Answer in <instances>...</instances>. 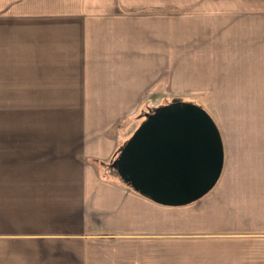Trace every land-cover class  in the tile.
<instances>
[{"label":"crops","instance_id":"crops-1","mask_svg":"<svg viewBox=\"0 0 264 264\" xmlns=\"http://www.w3.org/2000/svg\"><path fill=\"white\" fill-rule=\"evenodd\" d=\"M0 73L20 101L74 105L0 132V264H264V0H0ZM172 94L210 104L223 146L179 206L110 168Z\"/></svg>","mask_w":264,"mask_h":264},{"label":"water","instance_id":"water-1","mask_svg":"<svg viewBox=\"0 0 264 264\" xmlns=\"http://www.w3.org/2000/svg\"><path fill=\"white\" fill-rule=\"evenodd\" d=\"M222 167L223 146L215 122L204 109L185 102L145 114L110 164L133 191L169 206L206 195Z\"/></svg>","mask_w":264,"mask_h":264},{"label":"rangeland","instance_id":"rangeland-1","mask_svg":"<svg viewBox=\"0 0 264 264\" xmlns=\"http://www.w3.org/2000/svg\"><path fill=\"white\" fill-rule=\"evenodd\" d=\"M3 82V79L0 78V132H3L6 128L18 129L61 124L63 121H66L65 116H67L70 108L74 106L73 104L20 101L21 96H19V93L15 92V89L12 87L2 86ZM163 101L148 103L147 105L151 108V111L161 106L175 102L189 103L202 109L204 106L208 108L210 106V104L200 103L197 102V100L180 98L174 94H172L171 99L167 100L166 102ZM1 138H3L2 135ZM2 149L3 147L0 146V174H3ZM119 150L117 151V154Z\"/></svg>","mask_w":264,"mask_h":264},{"label":"trees","instance_id":"trees-1","mask_svg":"<svg viewBox=\"0 0 264 264\" xmlns=\"http://www.w3.org/2000/svg\"><path fill=\"white\" fill-rule=\"evenodd\" d=\"M113 173H114V171H113ZM115 174V173H114Z\"/></svg>","mask_w":264,"mask_h":264}]
</instances>
